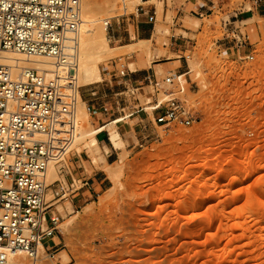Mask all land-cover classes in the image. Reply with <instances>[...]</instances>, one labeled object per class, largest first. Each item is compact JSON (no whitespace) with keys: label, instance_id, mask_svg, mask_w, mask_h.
Wrapping results in <instances>:
<instances>
[{"label":"rangeland","instance_id":"374dc122","mask_svg":"<svg viewBox=\"0 0 264 264\" xmlns=\"http://www.w3.org/2000/svg\"><path fill=\"white\" fill-rule=\"evenodd\" d=\"M91 1L114 9L104 18L113 54L99 64L102 81L79 89L84 110L92 130L98 115L109 123L130 115L117 129L124 125L134 146L106 169L118 172L107 190L80 209L69 191L52 200L53 190L67 188L62 175L74 155L86 151L95 160L98 148L88 141L58 146L57 179L46 192L58 218L55 248L40 264H264V8L253 0H205L202 16L190 13L193 1L165 19L159 4L153 36L142 46L133 26L119 34L127 38H113L134 4ZM226 25L248 37L241 51L224 41L235 42ZM128 45L133 53L121 48ZM165 63L168 69L156 68L159 81L184 74L180 97L198 120L192 127L155 124L152 88L132 95L122 87L129 77L119 76L121 67ZM140 108L146 111L136 113Z\"/></svg>","mask_w":264,"mask_h":264},{"label":"built area","instance_id":"2783aa9c","mask_svg":"<svg viewBox=\"0 0 264 264\" xmlns=\"http://www.w3.org/2000/svg\"><path fill=\"white\" fill-rule=\"evenodd\" d=\"M253 2L264 8V0ZM154 20V16L149 17L150 22ZM80 25L81 0H0V52L28 59L49 58L55 68L65 65L74 69ZM111 25L106 23L108 29ZM225 27L227 34L235 36L234 43L224 40L227 45L232 44L238 52L248 45L246 35ZM119 76L128 77L127 71L121 69ZM183 77L169 72L161 81L155 73L144 78L153 90L150 99L155 96L148 104L155 124L189 128L197 123L180 97ZM136 88L140 86L125 87V93L134 95ZM56 102L55 78H47L41 70L0 63V264H7L11 252L37 260L41 249L51 252L55 248H50V241L56 236L58 218L51 214L45 182L50 144L39 136L50 135ZM141 111L146 109L136 113ZM73 185L74 181L69 188L60 184L53 190L52 200L65 197Z\"/></svg>","mask_w":264,"mask_h":264},{"label":"bare ground","instance_id":"6f19581e","mask_svg":"<svg viewBox=\"0 0 264 264\" xmlns=\"http://www.w3.org/2000/svg\"><path fill=\"white\" fill-rule=\"evenodd\" d=\"M106 2L104 3L103 1H99L98 3L97 1L93 3L91 0H81L79 49L77 64L74 69L65 65L55 68L52 60L49 58L36 57L28 59L23 55L10 52H0V63L2 64L17 66L21 69L33 68L41 70L47 78L56 79L57 102L51 133L48 136H39V139L47 140L50 144L49 164L45 172L46 185L57 179L58 173L56 170L59 167H57L59 159L58 155L56 156L55 151H57L56 149L59 145H67L65 148L66 151V149L68 150V148L73 146L76 142L79 143L80 141H88L93 147L97 144V133L105 130L108 132L110 142L115 149L121 150L125 148V143L119 134L120 132H118L117 125L129 118L130 115L111 121L106 127L100 126L99 128L92 130L89 122V114L84 110V103L82 102L79 91L81 87L102 81L99 64L103 62V60L106 59L113 51V48L109 46L108 38L106 37V31L108 30L106 23L108 21H105L104 18L109 16L114 9H112L111 6L108 5L109 3L107 4ZM138 2L140 1L138 0ZM100 23H103L104 27L101 26ZM149 42L150 41H140V43L143 44L142 46L147 45ZM121 48H129V53L134 52L132 45ZM19 70L20 69L16 70V72ZM150 102L148 104H150ZM151 107L152 106L150 105L148 109L151 110ZM109 176L111 178H115L118 176V172H110ZM48 196L50 195L47 194V197ZM63 225H61V227L65 230L66 228H64ZM156 241L151 240L152 243ZM43 253L44 250L41 249L37 260L34 259V262L31 260V263L40 264L42 260L41 255ZM25 255L26 254L22 252H11L8 254L7 264H28V260L24 259L26 258L24 257ZM60 257L64 259L66 256H64V258L63 256ZM67 260L68 259H66L65 262ZM50 261L51 260L49 259L48 263ZM53 262L54 261L51 263L54 264Z\"/></svg>","mask_w":264,"mask_h":264},{"label":"crops","instance_id":"0c3cea01","mask_svg":"<svg viewBox=\"0 0 264 264\" xmlns=\"http://www.w3.org/2000/svg\"><path fill=\"white\" fill-rule=\"evenodd\" d=\"M129 1L135 5V13L125 16L122 19V26L118 27L117 35L114 34L113 36L116 41L127 38H122L119 34L129 33L130 26H133L135 35L139 40L150 41L157 24L159 4H162V14L165 19L168 12L175 13L176 15L185 13L186 9L193 1H196V4L194 5V9L190 11L192 15L200 14L203 16L206 12L204 9L205 0H157V4L153 3L155 0H139L140 2H138V0ZM150 16H154L155 20L150 22ZM124 36H126V34ZM166 65V63L158 64L138 68L135 71H131L127 66H123L121 69L127 71L129 79L126 80L122 87L125 90V87L140 86V88H136L138 92L146 94L150 88L144 82L146 75L155 73L158 78L156 68L163 66L164 69H168ZM94 122V128H99L100 126L106 127L110 124L106 118H102V116L99 115L94 118ZM118 132H120L119 134L125 142L124 150L131 151L132 146H134V138L129 131L126 130L124 125L118 127ZM96 141V147L98 148V151L95 152L94 155L96 159L92 160L91 156L86 151L78 155L76 154L72 157L67 170H65V175H62L67 184V188H69L74 181V185L70 190V203L74 209L82 208L84 205L91 202V200L98 197L100 193L107 190L108 186L111 184V180L106 169L118 162L122 151L112 146L108 132L105 130L97 133ZM60 183L63 182L61 181ZM50 211L52 212V210Z\"/></svg>","mask_w":264,"mask_h":264}]
</instances>
